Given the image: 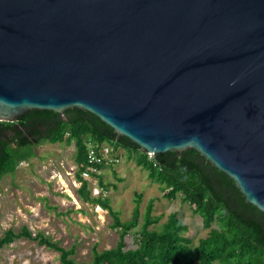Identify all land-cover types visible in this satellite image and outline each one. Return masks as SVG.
I'll return each mask as SVG.
<instances>
[{"label": "water", "instance_id": "obj_1", "mask_svg": "<svg viewBox=\"0 0 264 264\" xmlns=\"http://www.w3.org/2000/svg\"><path fill=\"white\" fill-rule=\"evenodd\" d=\"M74 107L264 212V0H0V121Z\"/></svg>", "mask_w": 264, "mask_h": 264}, {"label": "trees", "instance_id": "obj_2", "mask_svg": "<svg viewBox=\"0 0 264 264\" xmlns=\"http://www.w3.org/2000/svg\"><path fill=\"white\" fill-rule=\"evenodd\" d=\"M44 142L75 144L76 179L81 182L78 196L106 209L112 217L111 227L119 231L115 246L98 250L93 247L91 261H76L74 246L65 248L43 232L32 234L24 226L0 236V247L24 236L60 253L62 264H264V212L246 201L236 183L223 171L207 161L194 148L150 154L130 138L115 130L93 113L69 108L63 113L49 109H31L14 121H0V180L16 171L18 164L38 156L36 147ZM111 144L113 150L124 148L134 154L136 164L161 184L162 195L175 199L178 195L201 216L208 235L196 245L185 235L188 225L177 213H171L160 229L150 199L141 218L142 194L136 192L131 217L123 220L107 196H92L82 172L87 167L90 143ZM98 171L113 164H95ZM102 187L99 172H92ZM217 227H213V223ZM140 225L136 247H127L126 235Z\"/></svg>", "mask_w": 264, "mask_h": 264}, {"label": "rangeland", "instance_id": "obj_3", "mask_svg": "<svg viewBox=\"0 0 264 264\" xmlns=\"http://www.w3.org/2000/svg\"><path fill=\"white\" fill-rule=\"evenodd\" d=\"M74 142H44L36 147L38 153L18 164L16 171L0 180V236L12 229L20 232L26 226L32 234L43 232L60 246H74L76 261H91L93 247L98 250L116 245L119 231L111 227L112 217L97 204L82 200L77 193L81 182L76 179ZM121 161L99 171L104 184L96 176L85 177L92 196H107L120 217H131L135 193H141V218L150 199H154L153 214L159 222L152 228L160 229L168 216L175 212L188 225L185 235L196 245L208 235L200 215L178 195L168 199L162 195L161 184L148 176L136 164L134 154L118 148ZM217 227L215 222L212 225ZM140 225L126 235L127 247H136ZM0 264H62L59 251L40 245L24 236L0 247Z\"/></svg>", "mask_w": 264, "mask_h": 264}, {"label": "built area", "instance_id": "obj_4", "mask_svg": "<svg viewBox=\"0 0 264 264\" xmlns=\"http://www.w3.org/2000/svg\"><path fill=\"white\" fill-rule=\"evenodd\" d=\"M151 154V153H150ZM121 161L118 149L113 150L111 144L101 142V144L90 143L87 152V167L82 172V176L85 178L92 175V172H99L95 164L106 163L117 164Z\"/></svg>", "mask_w": 264, "mask_h": 264}]
</instances>
